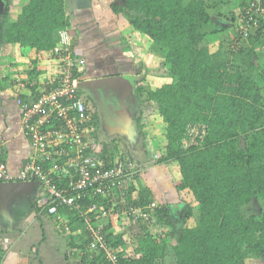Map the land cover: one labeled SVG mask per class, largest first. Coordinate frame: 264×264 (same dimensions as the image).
Listing matches in <instances>:
<instances>
[{
	"label": "trees",
	"instance_id": "obj_1",
	"mask_svg": "<svg viewBox=\"0 0 264 264\" xmlns=\"http://www.w3.org/2000/svg\"><path fill=\"white\" fill-rule=\"evenodd\" d=\"M6 1L0 12V43H18L23 50L56 59L59 31L71 27L67 0H26L14 21L10 14L15 0ZM229 1L122 0L113 7L153 41L154 52L164 54V67L174 79L148 93L165 128L159 161L177 164L181 181L176 189L193 197L177 223L164 205H149V189L138 184V172L111 197H88L85 206L94 201L111 205L142 228L132 238L127 225L121 233L106 228L121 264H163L171 251L178 264H247L248 258L264 263V13L255 15L258 28L245 36L241 26L246 21H237L236 9L241 14L251 0ZM213 13L228 24L216 23ZM234 23L240 25L236 38L221 40L213 50L210 35ZM82 72L77 73L80 79ZM194 125L199 135L205 130L204 138L193 139ZM85 150L91 153L93 147ZM109 151L102 155L112 156ZM111 159L105 157L103 166L118 160ZM50 161L40 159L44 171ZM250 205L258 209L246 211ZM134 206L146 208L151 216L136 217L130 210ZM69 226L71 231L86 230V221L76 215ZM86 245L84 264H110L104 253L91 256Z\"/></svg>",
	"mask_w": 264,
	"mask_h": 264
},
{
	"label": "crops",
	"instance_id": "obj_2",
	"mask_svg": "<svg viewBox=\"0 0 264 264\" xmlns=\"http://www.w3.org/2000/svg\"><path fill=\"white\" fill-rule=\"evenodd\" d=\"M121 1L67 0L73 48L76 55L85 59L80 86L90 104L92 119L85 129L86 138L94 148L93 155L102 161L119 155L135 160L139 165L138 184L149 189V205H164L177 223L180 214L176 207L182 210L187 202L176 189L181 181L177 164L159 161L166 143L165 128L157 104L148 100L150 91L171 79L162 77L164 65L156 59L153 41L114 12L113 7ZM25 2L13 1L11 21L18 18L19 6ZM57 74L59 61L48 53L23 50L18 43H0L1 158L13 175H19L34 158L38 164L41 159L24 131V107L19 100L36 99ZM108 76L126 79H121V85H104L101 92L90 83ZM21 82L28 87L23 88ZM88 93H93L95 99L86 98ZM107 149L112 156L102 155ZM31 181L33 186L21 192L12 188L0 192V264H84L86 252L82 246L86 243V230L80 227L67 231L63 226L65 220L70 223L78 214L63 209V221L49 213L47 193L36 178L12 182ZM123 215L112 212L101 222L116 233L127 225V237L141 235L140 224L129 223Z\"/></svg>",
	"mask_w": 264,
	"mask_h": 264
},
{
	"label": "built area",
	"instance_id": "obj_3",
	"mask_svg": "<svg viewBox=\"0 0 264 264\" xmlns=\"http://www.w3.org/2000/svg\"><path fill=\"white\" fill-rule=\"evenodd\" d=\"M263 13L262 0H251L243 8L241 20L246 23L241 28L245 36L258 26L255 15ZM54 51L59 61L56 83L44 89L34 100H19L24 107V131L30 136L37 156L51 160L50 167L44 171L34 158L19 175L11 174L1 158L3 144L0 141V182L36 178L47 193L48 212L64 221L63 209L75 211L86 221V248L92 254L104 253L110 264H121L118 248L108 242L107 225L101 222L102 218L119 211L95 201L85 206V201L92 196L111 197L127 178L138 172L139 165L132 158L119 156L112 166L106 167L102 159L93 155L94 148L91 153L85 150L90 147L85 129L92 119L77 75L83 71L85 59L76 55L69 29L59 31ZM21 83L23 88L28 87ZM191 131L196 134L193 139L204 138L205 130L199 135L198 125H194ZM145 209L140 206L130 208L136 217L148 219L151 213ZM93 214L96 219H93ZM63 226L70 231L68 221L65 220Z\"/></svg>",
	"mask_w": 264,
	"mask_h": 264
},
{
	"label": "rangeland",
	"instance_id": "obj_4",
	"mask_svg": "<svg viewBox=\"0 0 264 264\" xmlns=\"http://www.w3.org/2000/svg\"><path fill=\"white\" fill-rule=\"evenodd\" d=\"M226 1H228V0H226ZM231 1V0H230ZM229 1V2H230ZM20 5V4H19ZM22 5V4H21ZM20 5V6H21ZM7 6V1H5L4 2V6H3V8L4 7H6ZM19 6V9L21 8ZM15 10V9H14ZM14 12H16V11H14ZM236 12L237 13H239V17H237V21L238 20H240L241 21V18H242V14H240V10L237 8L236 9ZM213 16H214V19L216 20V23H218L219 25H221V24H228V22H225V18H219L218 16H217V14L216 13H213ZM229 23H231V21L229 22ZM240 28V25H238V23L236 24V23H234V25H231V27L227 30V31H221L219 34H214V35H210V37H211V39H212V41H210V46L213 48V50H215V49H217V47H218V45L220 44V41L221 40H227V43H228V41H230V40H232V38H236V33H237V31H238V29ZM256 28H258V26L256 27L255 26V29ZM262 48V47H261ZM150 53H152V52H150ZM155 55H156V59L158 58L160 61H162L163 62V60H164V54L161 52H159V53H157V52H155ZM261 55H263L264 56V49H263V52L261 53ZM164 65V64H163ZM169 72L167 71V69L164 67V70H163V72H162V77H166L167 79H171V81H173V77L172 76H170L169 74H168ZM140 92V91H139ZM139 95L141 96V92L139 93ZM95 157H97V158H99L100 159V157H98L97 155H95ZM178 177V176H177ZM178 184H180V182H178L177 184H176V186L178 185ZM181 193H182V195L183 196H181V198L183 199V200H185L187 203H189V202H192L193 201V197H192V195H190L187 191H180ZM179 198V197H178ZM193 205H195V203H193ZM258 209V207L255 205V206H253V205H250L249 207H246V211L248 210V212H250V213H252V212H255V210H257ZM176 210L177 211H179V214L180 215H182V210H181V208H178V207H176ZM193 220H191V222H192ZM190 222V223H191ZM76 264H80L79 262H76ZM163 264H178L177 263V260H176V258H175V256H174V253L171 251V253H169V255L166 257V261L163 263ZM247 264H260L255 258H248V260H247ZM262 264H264V263H262Z\"/></svg>",
	"mask_w": 264,
	"mask_h": 264
},
{
	"label": "water",
	"instance_id": "obj_5",
	"mask_svg": "<svg viewBox=\"0 0 264 264\" xmlns=\"http://www.w3.org/2000/svg\"><path fill=\"white\" fill-rule=\"evenodd\" d=\"M6 0H0V10L3 9L4 2ZM121 79H126L122 76L120 77H101V78H95L94 80H91L92 86L94 85L96 88L99 89V92L102 91L104 85H121ZM33 181L31 182H21V183H15V182H0V192L8 191L10 188L18 190V192H21L26 187L30 188L33 186Z\"/></svg>",
	"mask_w": 264,
	"mask_h": 264
},
{
	"label": "flooded vegetation",
	"instance_id": "obj_6",
	"mask_svg": "<svg viewBox=\"0 0 264 264\" xmlns=\"http://www.w3.org/2000/svg\"><path fill=\"white\" fill-rule=\"evenodd\" d=\"M86 98H88L89 100H94V94L93 93H88V95L86 94Z\"/></svg>",
	"mask_w": 264,
	"mask_h": 264
}]
</instances>
